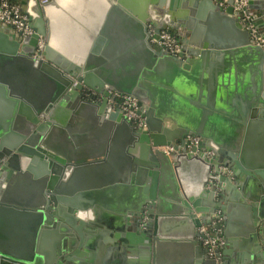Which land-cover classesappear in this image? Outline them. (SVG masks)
Listing matches in <instances>:
<instances>
[{"label":"water","instance_id":"water-1","mask_svg":"<svg viewBox=\"0 0 264 264\" xmlns=\"http://www.w3.org/2000/svg\"><path fill=\"white\" fill-rule=\"evenodd\" d=\"M34 1L38 3V0ZM120 1L122 7L136 17L138 25L135 34L143 51L147 49L146 42L143 40L145 29L147 40L150 41L149 22L157 33L168 26L182 43L185 54L183 53L181 57L153 49L151 44L148 45L152 51L150 57L157 58V66L154 68L158 69L164 61H169L172 65L173 74L170 75V79L173 83L177 82L179 76L191 75L193 71L191 74L186 71L191 69V65L205 62L209 56H216L215 49L223 48L222 44L206 37L203 31L194 29L190 24L179 20L181 16L179 12H176V0H172L168 5L167 13L170 14V18H167L163 24L148 17L145 11L148 6L145 4L134 7L124 3V0ZM203 1L208 7L220 9L213 0ZM229 2L233 3L232 0ZM62 3L63 0H50L48 4L41 5L42 9L39 13L32 12L28 8L31 25L36 30L33 36L21 39L14 31L0 26V92L2 96L13 97L11 100L15 104L22 100V111L23 113L25 111L28 119V121L24 120L25 123L19 134L11 135L9 139L5 137L0 142V258L5 260L3 262L7 264H97L93 259V253L86 256L90 243L84 239L83 230L102 224L101 216H95L94 212H101L104 207L110 212L125 216L121 217L120 221H129L128 225L133 231L127 234H115V237L130 248L131 257H133L129 262L120 260L118 264H156V254L162 242L160 238L163 236L156 226L158 214L164 212L159 208L160 199L163 196L161 186L160 184L155 186V180L157 178L159 180L160 175L170 180L174 199H178L177 191H180L181 186L185 189L188 202L183 200L180 212L189 221L195 219V224L190 222L189 238H195L196 228L205 222L203 215L197 218L204 212L199 207V199L208 195L215 197V192L220 189L219 197L223 201L221 207L226 215V206L230 211L231 203L251 204L249 209L241 205L235 206L242 209L240 210L241 219L255 228L257 243L261 246L258 240L260 236L261 238L263 236L258 226L259 221L264 220V159L254 153L251 155V152L248 154L245 148L247 134L243 135V130L258 116L257 111L261 113L262 121L264 120V42L261 44L256 40V37L264 39V0H248L251 15L249 22H244L237 15L235 17L232 6L226 10H219L224 15L220 17V20L242 37L231 47L239 50L232 49L220 55L229 56L244 51L251 59L253 57L252 60L261 67L259 69L262 72L261 83L251 88L253 92L251 94L250 91L249 101L242 106L244 118L239 123L240 126L235 125L236 128L227 133L223 132L226 130L223 119L222 122L220 118L216 119V126L222 127V132H213L210 129L200 131L194 119L182 117L181 112L174 106H166L160 99L158 89L154 86H146L144 83L145 67L150 66L151 63H148L147 59L143 62L142 58H139L143 55L142 52L138 53L134 69L136 73L129 72L132 77L141 75L136 88L129 93L139 99L144 109L143 116L147 128L136 129L123 112L118 108L114 109L109 102L108 88L110 87L104 85V82H111L113 86H116L119 79L110 78L111 80L105 79L104 82L98 78L95 81L90 80L93 72L86 67L90 66L88 53L91 49L88 46H77L75 50L63 47L59 44L55 29L51 31V15L54 11L57 12L58 5ZM253 29L256 30V37ZM40 34L46 36L47 44L43 57L33 59L31 55ZM195 59L198 61H194ZM9 67L19 69L17 73L19 75L8 73L5 76L3 73ZM18 76L22 78V88L15 85ZM76 76L80 83L70 89L73 77ZM256 78L259 77L255 76ZM83 83L102 92L105 96L104 101L88 100L81 92ZM171 102L173 103L172 100ZM210 105L222 109L220 106H224L225 103L215 101ZM70 109H78L77 112L86 110L92 116L97 114V116H105L112 121L120 122L118 127L124 130L128 139L121 156L123 160H127L128 169L122 168L119 174L122 186L119 187L128 186L131 179L138 182L141 177L148 176L152 180L149 191L135 190L131 204L117 207L100 197L102 194L96 189L76 195L72 192L63 195L66 194V188L63 182L59 183V180L66 173V168L75 164L73 167L75 173L93 172L104 167L110 159V154L107 155L106 152L87 156L82 152L78 154L71 150L69 138H72L76 144H80L83 129L78 128L80 124H67L61 119L63 114L68 115L71 112ZM32 110H35L34 113ZM166 119H170L174 127L167 126ZM112 124V122H106L105 127L110 130ZM91 125L98 124L91 122ZM242 126L243 130H241ZM56 134L62 135L61 143L55 140ZM188 135H198L202 138L198 151L181 148ZM162 145L173 146L174 151L166 153L156 149L157 146ZM209 150H213L216 155L212 160L207 157L206 152ZM220 164L231 166L236 177L234 182L228 176L217 174L216 169ZM23 166L25 173L22 171ZM189 169H194L197 175L193 188L186 183ZM28 172L34 173L39 178L34 181L35 188L32 194L29 197L15 194L12 191L13 187L18 185L21 181L19 179ZM233 183L236 184V188L231 190ZM137 189L140 188L137 187ZM146 209L155 220L148 222V230L140 226L142 214ZM16 217L24 222L25 227L20 224L16 226L13 222ZM112 218L113 215L109 216L106 222L110 224ZM153 221L155 225L152 224ZM76 232L81 236V240L77 239ZM136 233L140 235L136 236ZM52 234L54 245L49 251L43 250L41 246L36 249L37 241L39 243L45 241L48 235L52 237ZM79 245L85 248L80 250ZM212 263L214 262L208 261V264Z\"/></svg>","mask_w":264,"mask_h":264},{"label":"crops","instance_id":"crops-1","mask_svg":"<svg viewBox=\"0 0 264 264\" xmlns=\"http://www.w3.org/2000/svg\"><path fill=\"white\" fill-rule=\"evenodd\" d=\"M171 2L172 0H124V3L134 7L145 4V6H148L145 10L148 17L150 19L154 18L157 23L162 24L166 22L167 18H170V14L167 11ZM204 2L203 0H176V12H179L181 16L179 20L190 24L194 29L203 31L206 37H210L215 40L214 42L222 44L223 48L215 49L217 51L216 56H209L205 62L191 65L193 70L186 71L189 74L192 71L193 73L183 77L179 76L175 83L170 79L173 70L169 61L162 62L158 69L154 68L157 66V58L150 57L152 51L148 48V45L151 44V47L153 46L152 48L156 50L162 49L147 40L148 36L145 29V39L143 40L146 42L147 49L143 51L135 34L136 26L138 25L136 17L122 7L120 0H63V3L58 5L57 12L54 11L51 15L50 29L51 31L55 29L59 44L63 47H70L75 50L77 46H88L91 49L88 53L90 66L86 68L93 72L90 80L95 81L98 78L104 82L105 79L118 78L119 81L116 86H113L111 82H104V85L110 87L108 89L114 92L129 93L136 88V83L141 78V75L132 77L129 72H134L138 53L142 52L141 54L143 55L139 58H142L143 62L147 59V62L151 63L150 66L145 67L144 83L146 86H154L158 89L161 96L160 99L166 106H174L176 110L181 112L180 115L182 117L194 119L200 131L210 129L213 132H222V127L216 126V119L220 118L221 122L223 119L224 128H226L223 132L227 133L230 130H234L236 128L235 125L237 127L240 126L239 123L244 118L241 111L242 106L249 101L250 91L251 94L253 92L251 88H254L255 84L261 83L262 72L259 69L261 67L252 60L253 57L251 59L244 51H239L235 55H220V53L228 52L232 49L235 51L239 50L231 47L234 45L233 43L240 41L242 37L239 33L234 32L228 24L220 20V17L224 15L219 10H226L227 8L223 9L214 2L220 8L216 10L206 6ZM28 8L35 13H39L42 9L39 2L37 3L34 0L25 1L26 11ZM234 16L237 17L236 15ZM149 24L152 23L149 22ZM2 28H9V30L14 31L7 26ZM17 36L20 38L19 34ZM31 56L33 59L37 58L33 55ZM194 61H198V59ZM18 70L9 67L6 68L3 74L7 76L9 73L16 76L19 75L17 74ZM255 76L259 78L255 79ZM76 78L78 79V76ZM12 82L14 83L15 81ZM83 84L92 88L85 83ZM15 85L20 88L23 87L21 77L18 76L16 78ZM104 97L95 98L96 100H93V102H103ZM12 98L11 96H2L0 92V142L5 137L9 139L11 135L19 134L25 123L24 120L28 121L27 114L22 111V100L15 104L11 100ZM87 99L92 101L88 97ZM215 101L225 103V105L220 106L222 109L214 108L210 103ZM113 107L114 109L116 108L114 105ZM70 110L71 112L68 115L63 114L61 119L67 124H80L78 128L83 129L81 134L82 142L80 144H76L72 138H69L71 150L78 154L82 152L87 156L106 152L107 155L110 154V159L104 167L93 172L75 173L73 171L75 164L66 168V173L59 180V183L63 182L66 188V194L63 195H68L69 192L76 195L80 192L96 189L101 192L102 195L100 197L105 198L113 206L117 207L131 204L134 200L135 190L144 191L147 189L149 191L152 180L148 176L141 177L138 182L131 179L128 186L119 187L122 186L119 174L122 172V168L128 169L127 160H123L121 157L128 139L124 130L118 127L120 122L112 121L105 116H97V114L92 116L86 110L80 112H77L78 109ZM34 111L32 110V113ZM257 115L254 118L255 120L249 126L247 125V128L245 126L243 130L242 126L241 130L244 132L243 135L247 134L245 135V148L248 154L251 152V155L254 153L264 159V120L262 121L260 118V112L257 111ZM91 122H96L98 125L92 126ZM106 122L113 123L110 130L105 127ZM165 123L169 127H174L170 119H166ZM56 135L55 140L61 143L62 135ZM229 168L230 172L225 174V176L230 177L231 181L234 182L236 177L230 165ZM24 169L25 167L23 166L22 171L25 173ZM187 176L186 183L190 188H193L197 180L195 170L189 169ZM22 177L12 191L17 195L29 197L35 188L34 181L39 178L31 172ZM161 177L160 175V179L158 180L157 178L155 180V186L160 184L162 189L163 196L160 199L161 205L159 204V208L164 211L157 216V230L163 236L160 238L162 242L156 254V264H208V261L213 260L208 257L205 247L199 240V228L195 230V238L188 237L190 222L195 224V219L189 221L180 212L183 200L188 202L185 189L179 182L181 189L180 191L177 189L178 199H174L172 196L173 186H171L170 180L167 177ZM117 185L118 187H116ZM137 187L140 189H137ZM235 188L236 184L233 183L231 190ZM220 191L218 189L215 192V197L208 195L199 199V207L204 212L200 213L197 218L203 215V220L208 222L210 212L214 208L222 210L224 215L222 228L226 238V243L220 250L222 264H264V220H260L258 226L259 232L263 236V238L260 236L258 240L262 244L259 246L255 236V228L241 219L240 210L242 209L235 206L241 205L249 209L251 204L248 202L245 204L231 203L232 208L230 211L228 206H226V215L225 210L221 207L223 201L219 197ZM94 213L95 216H101L102 224L93 227L89 231L87 230L84 234V239L90 243L89 250H87L88 255L86 256H90L93 253V259L97 264H118L120 260L129 262L133 258L131 257L130 248L115 237L117 233L127 234L133 232L128 225L129 221H120V218L125 216L110 212L104 207H102L101 212ZM111 215H113V218L109 224L106 221ZM150 220H154L152 215H150ZM154 221L153 225H155ZM13 222L16 223V226L19 224L25 225L17 217ZM145 229L148 230L149 228ZM75 234L77 239L81 240V236L77 232ZM138 235L140 234L136 233V236ZM53 245L54 237L52 234V237L48 235L45 241L40 243L37 241L36 249L41 246L43 250L48 249L49 251ZM84 248L81 245L78 246L80 250ZM3 261L5 260L0 258V264H7Z\"/></svg>","mask_w":264,"mask_h":264},{"label":"built area","instance_id":"built-area-1","mask_svg":"<svg viewBox=\"0 0 264 264\" xmlns=\"http://www.w3.org/2000/svg\"><path fill=\"white\" fill-rule=\"evenodd\" d=\"M50 0H38L40 5H46ZM219 7L226 9L232 6L233 12L238 17H241L244 22L251 20L248 0H213ZM0 26H7L13 29L20 38L33 36L36 30L31 25L30 15L25 9V0H0ZM150 42L174 56H182L184 53L182 43L178 41L176 34L169 28H163L160 32H156L152 24H149ZM253 33L256 37V30L253 29ZM258 43H263L262 37H256ZM47 44L46 36L39 35L33 56L37 58L43 57V52ZM185 54V53H184ZM74 80L69 87L70 89L77 86L80 81L73 77ZM81 92L84 96L90 99H95L104 96L102 92L96 89L83 86ZM110 96L109 102H111L116 108L120 109L124 116L132 122L136 128L146 129L147 124L145 117L143 116L144 109L140 105L139 99L131 93H118L112 90H108ZM202 142V138L198 135H188L184 140V145L181 148L186 147L189 151L199 150V146ZM156 149H160L166 153L174 151V147L170 145L157 146ZM208 159H214L216 157L213 150L206 152ZM218 175H225L230 172L229 166L220 164L216 169ZM150 213L146 209L142 214L141 227L147 228V224L150 218ZM209 222H204L199 227V240L205 247L206 254L211 258L213 264H222L220 250L226 243V238L223 233L222 223L224 215L221 209H214L210 212Z\"/></svg>","mask_w":264,"mask_h":264},{"label":"flooded vegetation","instance_id":"flooded-vegetation-1","mask_svg":"<svg viewBox=\"0 0 264 264\" xmlns=\"http://www.w3.org/2000/svg\"><path fill=\"white\" fill-rule=\"evenodd\" d=\"M93 227H95V225L94 226H90V228L88 227V228H85L84 230H83V233L85 234L86 233V231L88 230H91Z\"/></svg>","mask_w":264,"mask_h":264}]
</instances>
